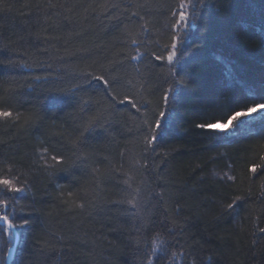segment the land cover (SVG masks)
<instances>
[{
  "label": "trees",
  "instance_id": "16d2710c",
  "mask_svg": "<svg viewBox=\"0 0 264 264\" xmlns=\"http://www.w3.org/2000/svg\"><path fill=\"white\" fill-rule=\"evenodd\" d=\"M262 95L264 0H0L10 264H264V114L197 127ZM13 242L0 224V264Z\"/></svg>",
  "mask_w": 264,
  "mask_h": 264
},
{
  "label": "snow or ice",
  "instance_id": "6c2138e0",
  "mask_svg": "<svg viewBox=\"0 0 264 264\" xmlns=\"http://www.w3.org/2000/svg\"><path fill=\"white\" fill-rule=\"evenodd\" d=\"M185 5H181V11L179 12V19L176 21V25L174 27H177L181 23H185L188 19L187 13L183 11ZM177 38L173 36V43L171 45L172 51L167 56V60L169 64L174 63V60L178 61L179 56L183 55L182 52H180L178 43L176 42ZM135 59V57H133ZM96 81L101 83L105 88L109 87V82L102 76H95L93 77ZM115 99V97H113ZM127 100V97L125 98ZM259 102L253 101L251 106H244L239 101H234L230 106L227 107V109L220 114V118L216 119L215 123H201L198 124L197 127L201 129H208L213 130L215 128H219L223 131L227 132H233L236 129V126L238 124H241L244 120H250L254 114L256 113H262L264 114V95L260 96L258 98ZM163 101L165 108L168 109V111L160 110L157 115L154 117V124L150 125L149 132L145 136L146 141V147H151L156 143L158 140L160 134L163 133V131L166 129V125L172 115L171 108L174 103L172 98L165 94L163 96ZM132 105V107H136L135 103H133L131 100L127 101ZM120 103H124V101H120ZM239 108V110H236ZM139 110V109H138ZM12 116L11 112L7 111H0V118H10ZM262 119H264V115H262ZM225 124H227V128H225ZM261 161H264V157H260ZM52 160L56 164H60L62 161L57 156H52ZM258 169L264 171V166L260 164H254L251 166L248 170L252 172L253 174H256ZM229 180L232 179L231 176L227 177ZM0 185L5 186L6 192H20L22 189L20 188H13L12 187V181L8 179H0ZM241 197L236 196L232 203L227 204L226 209L231 210L234 208V204L236 201L240 200ZM8 199H2L0 200V205H3L2 208H0V224L4 226V231L9 232L10 234H15V229L17 228H24L29 225L28 219H23L19 225H17L15 219L13 218L12 214H9L7 211L8 206ZM128 203L135 207L134 200H129ZM261 232H264V228L260 229ZM154 251V249H153ZM151 264V262H149Z\"/></svg>",
  "mask_w": 264,
  "mask_h": 264
},
{
  "label": "water",
  "instance_id": "95a60500",
  "mask_svg": "<svg viewBox=\"0 0 264 264\" xmlns=\"http://www.w3.org/2000/svg\"><path fill=\"white\" fill-rule=\"evenodd\" d=\"M13 237H14V242H13L12 247L9 249V254L7 256V259H6V264L11 263V260L13 258V254L15 252L16 245L18 243L19 236H18V233L16 230H15V234H13Z\"/></svg>",
  "mask_w": 264,
  "mask_h": 264
},
{
  "label": "rangeland",
  "instance_id": "374dc122",
  "mask_svg": "<svg viewBox=\"0 0 264 264\" xmlns=\"http://www.w3.org/2000/svg\"><path fill=\"white\" fill-rule=\"evenodd\" d=\"M225 128H227V125H225ZM219 129V128H218ZM219 130H221V129H219Z\"/></svg>",
  "mask_w": 264,
  "mask_h": 264
}]
</instances>
